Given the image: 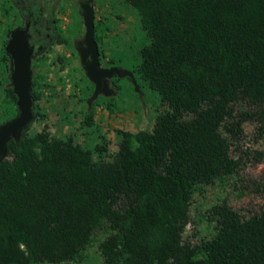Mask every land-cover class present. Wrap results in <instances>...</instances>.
Returning <instances> with one entry per match:
<instances>
[{
	"label": "trees",
	"instance_id": "16d2710c",
	"mask_svg": "<svg viewBox=\"0 0 264 264\" xmlns=\"http://www.w3.org/2000/svg\"><path fill=\"white\" fill-rule=\"evenodd\" d=\"M123 3L145 41L131 72L141 95L146 88L159 98L153 129L118 131L108 157L103 145L89 150L46 130L26 129L10 141L0 162V264L77 261L98 231L105 233L104 264H264V210L244 216L224 200L209 210V237L195 245L183 240L194 198L242 166L244 125L264 132V0ZM2 8L18 15L13 0ZM12 29L0 34V124L17 115L3 49ZM81 29L80 19L70 43ZM94 39L102 66L98 23ZM43 63H31L33 101ZM91 126L89 111L81 128ZM254 154L264 160L263 152Z\"/></svg>",
	"mask_w": 264,
	"mask_h": 264
},
{
	"label": "rangeland",
	"instance_id": "374dc122",
	"mask_svg": "<svg viewBox=\"0 0 264 264\" xmlns=\"http://www.w3.org/2000/svg\"><path fill=\"white\" fill-rule=\"evenodd\" d=\"M80 1L48 0L44 5V17L50 20L49 16L53 15L60 29L59 38L34 53L32 60L42 58L44 63L37 67L39 84L35 89L37 100L34 101V118L26 133L46 130L59 139L72 137L89 150H93L96 145H103L107 149L103 157H108L117 150L120 142L118 131L137 133L153 129L159 98L146 88H142L143 95L140 96L130 81L116 77L118 80H114L120 90L114 89L110 79L109 87L114 93L110 97L102 96L112 100L97 98L88 107L87 100L94 86L91 89L92 83L83 72L75 48L84 35L83 21L81 34H77L72 43L67 38L69 30L82 20ZM3 3L4 0H0V34L7 27L14 29L21 23L19 15L4 12ZM93 7L94 24L98 23V31L103 37V68L118 67L131 71L138 63L137 51L145 41L141 31L136 28L130 9L123 0H93ZM110 60L114 63L111 64ZM109 103L113 104L110 109L107 107ZM3 107V97L0 96V113ZM89 111L92 112V126L82 129L81 122ZM238 148L247 155L243 157L237 173L217 181L194 198L189 223L183 234V240L190 245L212 234L214 224L208 221L209 210L217 203L225 200L232 209L244 216L264 210V192L256 190V184H264V160L256 161L253 158L255 152L264 153V132L259 133L256 124H245ZM240 155L241 152L233 151L234 157ZM93 157L97 160L96 154ZM104 236L103 231L96 232L79 260L63 264H104L99 251Z\"/></svg>",
	"mask_w": 264,
	"mask_h": 264
},
{
	"label": "water",
	"instance_id": "95a60500",
	"mask_svg": "<svg viewBox=\"0 0 264 264\" xmlns=\"http://www.w3.org/2000/svg\"><path fill=\"white\" fill-rule=\"evenodd\" d=\"M84 35L81 42L75 44L79 53L80 62L86 78L93 84L94 89L87 100L91 104L99 97H110L113 90L109 87V80L129 78L134 90L141 96V92L131 71L118 67L103 68L100 65V52L94 39V7L93 0L79 2ZM4 52L10 61L9 83L16 98L17 115L0 124V162L7 158V144L10 141H19L34 118V101L32 97V69L34 48L29 43V23L23 27H16L6 35Z\"/></svg>",
	"mask_w": 264,
	"mask_h": 264
},
{
	"label": "flooded vegetation",
	"instance_id": "af4514ba",
	"mask_svg": "<svg viewBox=\"0 0 264 264\" xmlns=\"http://www.w3.org/2000/svg\"><path fill=\"white\" fill-rule=\"evenodd\" d=\"M46 2L48 0H13V7L21 19V23L17 27H23L29 23V43L33 46L34 53L41 51L59 38L60 29L53 15L49 16L50 20L44 17Z\"/></svg>",
	"mask_w": 264,
	"mask_h": 264
}]
</instances>
